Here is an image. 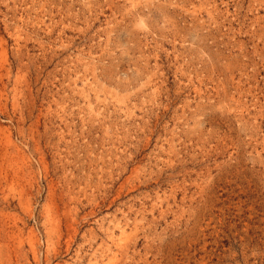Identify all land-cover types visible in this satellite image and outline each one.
<instances>
[{
    "label": "rangeland",
    "instance_id": "rangeland-1",
    "mask_svg": "<svg viewBox=\"0 0 264 264\" xmlns=\"http://www.w3.org/2000/svg\"><path fill=\"white\" fill-rule=\"evenodd\" d=\"M0 264H264V0H0Z\"/></svg>",
    "mask_w": 264,
    "mask_h": 264
}]
</instances>
